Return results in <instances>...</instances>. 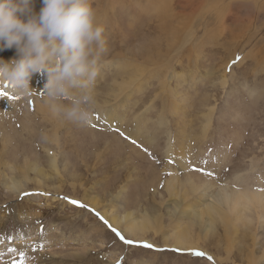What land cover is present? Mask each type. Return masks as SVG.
<instances>
[{
    "label": "rangeland",
    "instance_id": "rangeland-1",
    "mask_svg": "<svg viewBox=\"0 0 264 264\" xmlns=\"http://www.w3.org/2000/svg\"><path fill=\"white\" fill-rule=\"evenodd\" d=\"M90 3L105 40L92 90V117L102 121L80 126L59 115L50 124H62L60 149L44 120L50 112L34 104L38 97L45 102L46 73L33 74L38 93L18 100L0 97V121L5 119L0 135L7 137L6 154H0V264H264L259 223L241 227L232 238L223 226L207 235L196 226L201 248L180 251L152 234L132 239L124 226L111 222L131 211L138 218L146 210L163 215L165 235L175 231L182 207L169 215L177 199L165 188L168 164L173 165L166 154L183 140L191 146L192 171L211 169L222 182L239 175L250 187L264 186V0ZM32 7L39 12L42 0H32ZM147 40L159 45L158 61L147 66L137 57L143 67L134 72L144 73L136 88L116 94L127 80L124 67ZM15 56L14 48L0 51L6 61ZM106 111L116 113L115 128L103 120ZM141 119L143 138L135 144L123 131L133 136ZM53 154L58 175L48 164ZM29 162L39 163L48 176H36ZM23 173H29L28 184L8 191L5 180L17 182ZM123 186L127 192L117 201ZM90 198L101 206H91Z\"/></svg>",
    "mask_w": 264,
    "mask_h": 264
},
{
    "label": "bare ground",
    "instance_id": "bare-ground-1",
    "mask_svg": "<svg viewBox=\"0 0 264 264\" xmlns=\"http://www.w3.org/2000/svg\"><path fill=\"white\" fill-rule=\"evenodd\" d=\"M163 10L165 12L164 15L166 19L167 12L165 9ZM167 22L164 23L163 25L164 27H167ZM131 56H132V60L128 62L129 67L128 66L126 68L124 67V69L128 70V75H126L127 80L125 78V81L118 85L116 94L123 95L122 92H125L127 89H129V87L132 86H135L136 88L139 82L138 79L144 73L141 72L140 74L136 75V72H134V69H136L137 67L138 68L143 67L141 64L138 65L137 57H139L141 61L144 60L143 64L148 66V64L153 63L154 61H158L157 59L160 57V47L159 45L154 44L153 42H149L147 40L145 42V46L143 50L141 49L139 53L138 52L133 53ZM126 73L127 72H125V74ZM35 77L36 76L31 77L30 89L27 92L14 89L13 86L7 84L6 81L0 83V87L6 83L4 88L6 91L9 92L10 95H15L18 96L19 98H23L25 97L26 93L32 92L33 90L34 93H38L37 89H35V84H36ZM38 98L34 100V104L35 105L37 104L42 112H47V111L50 112L48 113V115L44 116L45 117L44 120L49 122V124L50 121L55 122L54 119H57L59 115L53 113L49 108V106L46 104V102L42 103L41 101H39ZM124 114H122L120 118H117L120 120L121 123L125 118ZM42 116L43 115H41V117ZM115 118H116V113L113 112L109 113L108 111H106L103 120H105L107 126H111L112 128H115L114 127L115 126L114 122L116 120ZM4 120L5 119H1L0 123L4 122ZM96 121L100 122L102 120L101 119L98 120L97 117H92L91 122L89 123L90 127H93L92 125H94ZM65 122L66 121H64V123ZM138 123L139 125L137 126V128H135L134 132L131 131L133 136L130 134L129 131L122 130L124 133L123 135H127L128 137L130 136L129 138H131L132 141H135V144H138L137 138H143L142 133H140L144 125L143 119H141ZM61 126L62 124L59 123L56 125L54 124L53 126L50 127L51 130L54 131L53 137L57 142L56 145L58 148H60L59 146L60 142L58 139L60 136L58 137V130ZM0 136H1L0 154H6L5 151L7 148V137L5 138L4 134H1ZM188 136L194 137L192 133L189 134ZM189 144L190 143L187 144L186 141L183 140L176 147H173L172 152L166 154L168 160L173 159V165L168 164L170 169V176L167 177L166 179L165 188L166 191L169 193L171 199L174 198L177 199L175 200L173 210L169 213V215L172 217V215L175 214L179 209V206L182 207L179 215V217L181 216V218L172 225L174 226L175 231L171 234L165 235L163 231V222H162L163 215L162 214L157 215L154 210L152 211L155 212L156 215H151L150 211L145 210V212H143L141 216H139L138 218L134 215L135 213L133 211L125 212L124 216H121L120 218H113L111 220L113 225L117 228H119L120 226H124L126 228L125 233H127V235L132 239L148 238L150 234L154 236V239H157L159 237H161L162 239L164 238V246L166 248L169 249L173 248L180 251L182 250L193 251L197 248H201L200 245L201 239L199 236L195 235V232L193 230L195 229L196 226L203 228L206 235L211 233L212 230L216 228V226H223L226 235L230 236L231 238L234 235H237L241 227L243 228L246 227L248 229H251L252 226L255 225V223H259L260 224L259 227L261 226L264 227V186L256 185L250 187L249 185H246L243 182V180L245 179L243 178L242 180L241 176L239 175H237V177H235L234 180H231V182H227V181L222 182L219 179H217L215 172L211 169H208V172L212 173L211 176L207 175L204 172L198 173V171H192L195 161H192L191 159L192 158L191 146ZM141 147L142 145H140V148ZM48 151L51 152L50 148ZM203 153L204 152L202 151V154ZM57 157L58 155L56 154L50 156L49 158H51V160L48 161V164L50 169H53L54 172H56V174L58 175L60 168H59V159H57ZM4 165L6 166L5 163ZM29 166L31 169L37 172L36 176L47 175L43 167H39L40 166L39 163L32 164L31 162H29ZM180 171L183 173L184 178L182 176V173H180ZM126 178H127V182H129L128 180H130L132 176L128 175ZM41 180L39 179L37 183L39 187L41 186V182H42ZM5 181H6L5 185L8 191L12 190L13 188L18 189L19 187H22V183H24L25 186L28 184L29 173H23L22 178H20L17 182L14 179L12 180L8 179ZM126 192H127V186L121 187V190L115 200L118 201L122 197V195ZM87 201L93 207L98 208L101 206L97 201L91 198L89 200L87 199ZM109 210L110 209H108L107 211L109 212ZM187 220L188 222H185ZM228 247H230V245Z\"/></svg>",
    "mask_w": 264,
    "mask_h": 264
},
{
    "label": "clouds",
    "instance_id": "clouds-1",
    "mask_svg": "<svg viewBox=\"0 0 264 264\" xmlns=\"http://www.w3.org/2000/svg\"><path fill=\"white\" fill-rule=\"evenodd\" d=\"M104 45L90 0H42L39 12L32 0H0V51H16L11 60L0 58V83L27 92L33 74L46 73V104L80 126L92 119Z\"/></svg>",
    "mask_w": 264,
    "mask_h": 264
},
{
    "label": "snow or ice",
    "instance_id": "snow-or-ice-1",
    "mask_svg": "<svg viewBox=\"0 0 264 264\" xmlns=\"http://www.w3.org/2000/svg\"><path fill=\"white\" fill-rule=\"evenodd\" d=\"M236 59L239 60L240 58L237 57ZM235 62H236V61H233V63H235ZM0 97H4V98H7V99H11V100H18V99H19L18 96L10 95L9 92L6 91L4 87H0ZM97 119L99 120V119H101V117L97 116ZM92 126L95 127V125H92ZM133 143H135V141H133ZM198 170L203 171L202 169H198ZM206 174L209 175V176L212 175L211 172H206ZM25 195H28V194L25 193ZM70 203L75 204V205H79V206H81V207H84V205L80 204V202H79V201H76V200H70ZM97 215H99V213H97ZM100 218H101L102 220L104 219L103 217H100ZM104 222H105V224L108 223L106 220H105ZM109 227H111V226L109 225ZM112 231L115 232L116 235L119 236L120 239L123 240L125 243H128V244L133 243L132 241L126 240V239H125V238L119 233V231H118L117 229L112 228ZM144 246H145V247H149V248L152 247V245H148V244H145ZM194 254H195V255H198V256H203V255H205L204 253H202V252H198V251L195 252ZM20 255L23 256L24 254L21 252Z\"/></svg>",
    "mask_w": 264,
    "mask_h": 264
}]
</instances>
